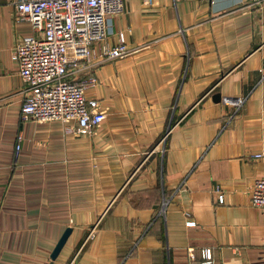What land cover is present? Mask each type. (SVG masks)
<instances>
[{
	"label": "crops",
	"instance_id": "1",
	"mask_svg": "<svg viewBox=\"0 0 264 264\" xmlns=\"http://www.w3.org/2000/svg\"><path fill=\"white\" fill-rule=\"evenodd\" d=\"M111 30L135 49L78 71L105 113L77 133L20 116L12 48L30 25L0 0V264H47L65 226L50 264H188L201 245L216 264H264L249 201L264 169V1L126 0ZM229 95L243 96L235 111Z\"/></svg>",
	"mask_w": 264,
	"mask_h": 264
},
{
	"label": "built area",
	"instance_id": "2",
	"mask_svg": "<svg viewBox=\"0 0 264 264\" xmlns=\"http://www.w3.org/2000/svg\"><path fill=\"white\" fill-rule=\"evenodd\" d=\"M125 1L13 0L18 18L27 20L30 25V32L23 34L12 48V57L24 82L20 102L22 118L73 119L77 133L98 125L105 110L98 99L84 94L97 78L91 72L86 71L80 77L77 73L88 65L91 55L114 58L135 49L127 45L122 30L117 31L115 42H107L112 31L111 17L122 10ZM244 1L260 4L264 0ZM224 100L233 105L235 111L243 96L229 95ZM252 155L264 158V148ZM216 196L218 202L223 201L221 191ZM249 201L261 210L264 248V169L252 180ZM193 222L185 220L186 224ZM92 235L93 229L89 228L85 238ZM188 251V264H216L207 245L199 246L197 255L193 254L192 247H188Z\"/></svg>",
	"mask_w": 264,
	"mask_h": 264
},
{
	"label": "water",
	"instance_id": "3",
	"mask_svg": "<svg viewBox=\"0 0 264 264\" xmlns=\"http://www.w3.org/2000/svg\"><path fill=\"white\" fill-rule=\"evenodd\" d=\"M212 96H213V98L218 99L219 93L215 92V93H213ZM70 230H71L70 226H65L64 227V229L62 230V232L58 236L57 240L55 241L54 245L52 246V248H51V250L49 252L50 261H48L47 264H50L51 260L56 256V254L58 253L60 247L64 243L67 235L69 234Z\"/></svg>",
	"mask_w": 264,
	"mask_h": 264
}]
</instances>
